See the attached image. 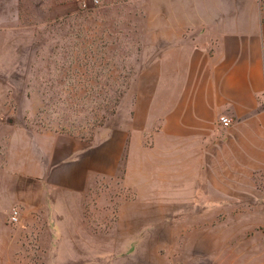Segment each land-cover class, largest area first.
<instances>
[{
    "label": "crops",
    "instance_id": "1",
    "mask_svg": "<svg viewBox=\"0 0 264 264\" xmlns=\"http://www.w3.org/2000/svg\"><path fill=\"white\" fill-rule=\"evenodd\" d=\"M66 1L52 14L74 11ZM132 1L140 10L126 30L141 59L118 118L91 139L9 124L0 264H25L35 252L40 264H109V256L140 254L142 241L153 251L159 234L179 235L175 224L189 216L158 215L161 208H264L254 195L264 193V0ZM7 2L0 15L10 14ZM11 14L20 20L19 9ZM121 172L133 196L118 201L108 230L91 231L86 198ZM180 235L196 264H264V215H217Z\"/></svg>",
    "mask_w": 264,
    "mask_h": 264
},
{
    "label": "rangeland",
    "instance_id": "2",
    "mask_svg": "<svg viewBox=\"0 0 264 264\" xmlns=\"http://www.w3.org/2000/svg\"><path fill=\"white\" fill-rule=\"evenodd\" d=\"M65 3H2L10 14L0 15V165L12 131L10 123L94 138L102 126L118 118L124 95L134 84L141 48L126 29H131L140 5L132 0H101L99 5L71 0L74 11L52 14V4ZM17 9L20 20L11 14ZM6 71H12V81L3 79ZM122 178L123 172L114 179H101L86 198L85 216L91 231L108 230L116 220L118 201L133 196L122 187ZM254 195L261 198L264 193ZM170 211L190 218L188 223L175 224L180 233L205 227L217 215L222 220L264 215V208L247 207L161 208L157 214ZM180 233L174 237L159 234L153 251L149 248L152 242L142 241L140 254L109 256V264L114 259L115 264H196V251L187 250L191 244ZM41 260L35 252L26 257L25 264H40Z\"/></svg>",
    "mask_w": 264,
    "mask_h": 264
},
{
    "label": "built area",
    "instance_id": "3",
    "mask_svg": "<svg viewBox=\"0 0 264 264\" xmlns=\"http://www.w3.org/2000/svg\"><path fill=\"white\" fill-rule=\"evenodd\" d=\"M83 1L84 2H90L93 5H99L101 3V0H83ZM219 121L223 127H228L232 123V120L227 116H221ZM10 220H11V223H13V224H19L20 223V211L17 207H14L12 209Z\"/></svg>",
    "mask_w": 264,
    "mask_h": 264
},
{
    "label": "trees",
    "instance_id": "4",
    "mask_svg": "<svg viewBox=\"0 0 264 264\" xmlns=\"http://www.w3.org/2000/svg\"><path fill=\"white\" fill-rule=\"evenodd\" d=\"M114 110H112V112H113ZM85 138H87V137H85ZM87 139H91V138H87Z\"/></svg>",
    "mask_w": 264,
    "mask_h": 264
}]
</instances>
